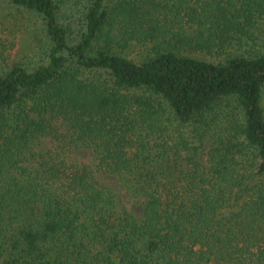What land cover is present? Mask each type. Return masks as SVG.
Instances as JSON below:
<instances>
[{"label":"trees","instance_id":"trees-1","mask_svg":"<svg viewBox=\"0 0 264 264\" xmlns=\"http://www.w3.org/2000/svg\"><path fill=\"white\" fill-rule=\"evenodd\" d=\"M1 1L0 264H264V0Z\"/></svg>","mask_w":264,"mask_h":264},{"label":"rangeland","instance_id":"rangeland-1","mask_svg":"<svg viewBox=\"0 0 264 264\" xmlns=\"http://www.w3.org/2000/svg\"><path fill=\"white\" fill-rule=\"evenodd\" d=\"M38 36H41L40 24L34 16L27 12L17 11L0 0V43L6 44L9 48L10 59H17L19 57L32 59V57H35V53L38 52ZM260 39L264 40V29L260 32ZM140 53V49L134 48L128 51L127 54L133 58H137ZM205 57L213 59V57ZM260 102L264 115V87L261 91ZM50 145L51 141L47 137H43L37 145V148L42 150ZM69 156L73 160L82 162H88L91 159L90 152L84 148H72ZM97 177L104 183L110 185L115 191L122 192V188H120V185L113 175L98 172ZM126 205H129V202ZM135 210L137 211L138 208L136 207Z\"/></svg>","mask_w":264,"mask_h":264}]
</instances>
